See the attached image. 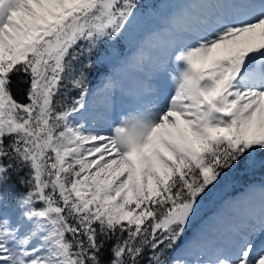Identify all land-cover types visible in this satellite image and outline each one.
Wrapping results in <instances>:
<instances>
[{"label": "snow or ice", "instance_id": "snow-or-ice-1", "mask_svg": "<svg viewBox=\"0 0 264 264\" xmlns=\"http://www.w3.org/2000/svg\"><path fill=\"white\" fill-rule=\"evenodd\" d=\"M256 172L264 0H0V264H264Z\"/></svg>", "mask_w": 264, "mask_h": 264}, {"label": "rangeland", "instance_id": "rangeland-1", "mask_svg": "<svg viewBox=\"0 0 264 264\" xmlns=\"http://www.w3.org/2000/svg\"><path fill=\"white\" fill-rule=\"evenodd\" d=\"M103 79V75L98 76V82L97 84L91 85L90 88L93 91L98 90L100 86V81ZM128 82L126 81V84ZM245 183H241L240 180L236 181V178L230 177L228 180V183L226 184L225 187H223L217 195L205 206V223L209 221H215L212 223V225H218V230H214L215 233H217L218 236H220L224 229L227 227V220L222 219H217L216 213L219 211L220 208H222L225 204H227L229 201L239 198L240 194L251 184H259L261 182H264V177L257 178V179H249V177H245ZM243 181V179H242ZM242 187V188H240ZM200 227V225H197V229ZM213 241L208 240L209 247H211Z\"/></svg>", "mask_w": 264, "mask_h": 264}, {"label": "trees", "instance_id": "trees-1", "mask_svg": "<svg viewBox=\"0 0 264 264\" xmlns=\"http://www.w3.org/2000/svg\"><path fill=\"white\" fill-rule=\"evenodd\" d=\"M97 82H98V77H96L95 80H92V81L90 82V85L95 84V83H97ZM17 98H18V99H24L23 94H22L21 92H17ZM245 177H249L248 180H249L250 178H251V179H257V178L264 177V173H260V172H256L255 174H244V173H241V174H239V175L233 176L232 178H233V179L236 178V181L240 180L241 183L243 184V183H245V180H246ZM242 179H243V181H242ZM240 188H242V187H240Z\"/></svg>", "mask_w": 264, "mask_h": 264}, {"label": "bare ground", "instance_id": "bare-ground-1", "mask_svg": "<svg viewBox=\"0 0 264 264\" xmlns=\"http://www.w3.org/2000/svg\"><path fill=\"white\" fill-rule=\"evenodd\" d=\"M222 221V219H220ZM218 225H212L209 227V230H208V236H207V243H208V240L209 241H213L215 239H217L219 236L217 235V233L214 232V230H218Z\"/></svg>", "mask_w": 264, "mask_h": 264}]
</instances>
